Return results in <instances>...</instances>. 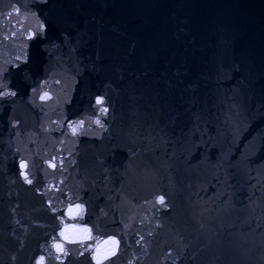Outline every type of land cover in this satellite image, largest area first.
<instances>
[{
    "label": "water",
    "instance_id": "1",
    "mask_svg": "<svg viewBox=\"0 0 264 264\" xmlns=\"http://www.w3.org/2000/svg\"><path fill=\"white\" fill-rule=\"evenodd\" d=\"M0 237L264 264V0H0Z\"/></svg>",
    "mask_w": 264,
    "mask_h": 264
},
{
    "label": "snow or ice",
    "instance_id": "2",
    "mask_svg": "<svg viewBox=\"0 0 264 264\" xmlns=\"http://www.w3.org/2000/svg\"><path fill=\"white\" fill-rule=\"evenodd\" d=\"M42 99H43V97H42ZM97 103H98V104H101V103H102V100L98 99V100H97ZM97 123H99V121H97ZM21 167H24V165H21ZM25 178L27 179V177H25ZM160 202L163 203V198H162V197L160 198ZM57 249L60 250V246H59V245H57ZM42 259H43V258H41V260H42Z\"/></svg>",
    "mask_w": 264,
    "mask_h": 264
}]
</instances>
